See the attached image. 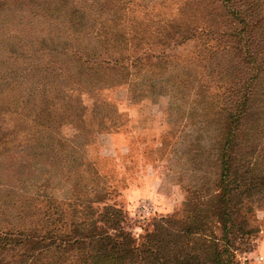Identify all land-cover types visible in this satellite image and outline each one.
I'll list each match as a JSON object with an SVG mask.
<instances>
[{"label": "trees", "instance_id": "1", "mask_svg": "<svg viewBox=\"0 0 264 264\" xmlns=\"http://www.w3.org/2000/svg\"><path fill=\"white\" fill-rule=\"evenodd\" d=\"M250 1L219 0L223 9L236 10L238 3L248 10L227 13L233 22L229 28L203 31L194 28V22L176 18L145 13L138 20L134 15L121 16L118 9L127 0L0 1V144L18 145L0 153L2 161L14 158L8 160L12 166L0 174V184L7 183L6 177L13 186L8 189H14L0 198V264H198L195 253L169 246L179 230L170 226L167 217L155 216L153 229L137 239L126 213L106 204V194H91L94 188L84 186L80 207L65 202L72 216L56 218L58 226L52 219L25 224L29 211L17 187L31 181L34 172L50 184L65 176L69 182L83 165L95 167L97 138L118 120L109 115L112 110L104 102L96 101L90 117L86 115L96 125L85 122L83 94L96 98L101 90L127 85L144 97L167 95L178 106L188 102L192 91L200 88V78L213 71L198 77L195 62L202 57L190 55L194 52L185 47L197 41L195 46L202 47V52L212 50L210 60L217 50L225 55L234 51L236 82L227 89L233 97L223 109L225 125L218 153L221 197H235L236 175L245 176L246 189L254 188L252 165L247 152L241 153L246 145L239 135L249 113L250 95L264 71V60L258 58L264 17L250 12ZM13 11L22 14L21 21L11 15ZM204 109L202 105L199 117L207 114ZM93 149L96 153L90 156ZM75 179L80 184V177ZM79 214L80 220L74 219ZM226 214L232 215L231 210ZM250 244L240 237L226 239L222 247L213 242L208 249L210 263L239 264L233 251L239 247L245 251Z\"/></svg>", "mask_w": 264, "mask_h": 264}, {"label": "rangeland", "instance_id": "2", "mask_svg": "<svg viewBox=\"0 0 264 264\" xmlns=\"http://www.w3.org/2000/svg\"><path fill=\"white\" fill-rule=\"evenodd\" d=\"M88 1L92 4L93 0ZM128 1L118 9L119 14L134 15L136 20L144 13L150 17L176 18L186 23L194 22L192 26L198 31L221 30L233 24L227 13L234 9H223L219 0ZM250 2V12L264 17V0ZM235 6L240 12L248 10L246 5L238 6L237 3ZM11 15L18 20L22 17L18 11ZM261 31L264 40V20ZM195 42L185 47L194 52L190 55L202 57L195 62L198 77L213 71L208 77L200 78V88L193 90L188 102L181 106L172 104L167 95L144 97L143 92L133 93L127 85L101 90L95 94L96 98H89L87 94L80 97L86 107L85 122H90L88 113L99 101L112 110L109 115L116 116L117 124L98 136V155L95 159L93 156V169L91 165H83L69 182L65 176L61 180L56 177L50 184L44 183L40 172H34L31 181L18 185L17 191L26 200L24 205L29 211L25 224L52 219L58 226L56 218L72 216L65 202L80 207L84 186H91L94 188L91 194L94 191L106 194V204H115L126 213L129 229L137 239L153 229L155 216H163L170 220V226L179 230L171 236L169 246L195 253L198 264H211L208 251L211 243L222 247L226 239L234 237L251 243L245 251L240 247L233 251L236 262L264 264V71L260 72L250 95L249 113L239 131L241 142L246 145L241 153L247 152L246 158L252 165L250 175L256 186L246 189L245 176L236 175L232 186L237 187L238 192L227 200L221 197L218 153L225 125L223 109L233 97L227 89L236 82L231 62L234 51L225 55L217 50L210 60L212 50L202 52V47H196ZM258 58L264 60V42L260 44ZM202 105L207 114L199 117ZM9 146L18 145L2 143L0 153ZM95 153V149L91 150L90 156ZM2 158L0 155V174L12 166L13 161L8 160L14 159L2 161ZM17 161L19 164L22 160ZM89 162L90 157L85 158V164ZM15 168L23 172L19 166ZM77 176L80 184L75 179ZM4 181L7 183L0 184V198L14 190L8 189L13 186L6 177ZM229 210L230 216L226 214ZM60 212L63 214L58 216ZM74 219L80 220V214ZM224 258H228V254ZM223 263L227 264L228 260Z\"/></svg>", "mask_w": 264, "mask_h": 264}]
</instances>
